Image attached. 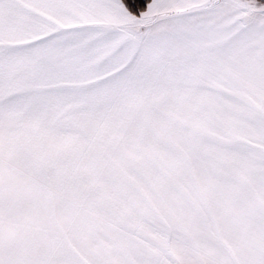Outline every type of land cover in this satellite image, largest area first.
<instances>
[{
    "label": "snow or ice",
    "instance_id": "obj_1",
    "mask_svg": "<svg viewBox=\"0 0 264 264\" xmlns=\"http://www.w3.org/2000/svg\"><path fill=\"white\" fill-rule=\"evenodd\" d=\"M0 264H264V0H0Z\"/></svg>",
    "mask_w": 264,
    "mask_h": 264
}]
</instances>
